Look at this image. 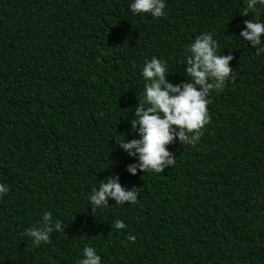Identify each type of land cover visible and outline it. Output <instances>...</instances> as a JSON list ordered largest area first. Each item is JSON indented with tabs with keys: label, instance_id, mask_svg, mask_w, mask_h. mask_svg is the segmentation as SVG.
Here are the masks:
<instances>
[{
	"label": "trees",
	"instance_id": "1",
	"mask_svg": "<svg viewBox=\"0 0 264 264\" xmlns=\"http://www.w3.org/2000/svg\"><path fill=\"white\" fill-rule=\"evenodd\" d=\"M128 3L0 0V264H76L86 244L102 264H264V55L239 37L253 12L241 15L244 0H165L153 18ZM201 32L232 55L231 78L210 91L194 145L174 140L173 165L132 175L116 141L138 138L140 67L155 56L168 81L184 80ZM107 176L135 185L136 203L91 210ZM45 211L62 231L33 245L24 230Z\"/></svg>",
	"mask_w": 264,
	"mask_h": 264
},
{
	"label": "clouds",
	"instance_id": "2",
	"mask_svg": "<svg viewBox=\"0 0 264 264\" xmlns=\"http://www.w3.org/2000/svg\"><path fill=\"white\" fill-rule=\"evenodd\" d=\"M245 11L241 15L253 12L251 20L243 21L239 37L255 47V55H264V20L259 18V10L264 9V0H244ZM165 0H129L128 10L133 14L147 13L153 18L164 15ZM232 55L217 53V41L213 34L201 32L187 45L183 65L184 80L172 83L166 79L167 65L163 59L153 56L145 59L140 67V75L144 79L142 99L132 109L133 118L129 121L132 139L116 141L121 150L134 162L126 165L128 173L135 175L137 170L160 173L174 164V156L166 149V145L174 140L181 144L194 145L202 129L209 121L206 105L211 90H222L227 79H230L228 62ZM139 189L134 185L125 191L118 182V177L107 176L93 187L87 199L91 210L108 204V199L115 205L125 202L134 204ZM8 192V186L0 183V195ZM116 230L125 227L123 221L114 220ZM53 231H62L61 222L52 219L50 212L45 211L35 226L24 230L23 235L31 239L33 245L48 242ZM132 241L134 236H128ZM76 264H102V258L90 245L81 249V258Z\"/></svg>",
	"mask_w": 264,
	"mask_h": 264
}]
</instances>
